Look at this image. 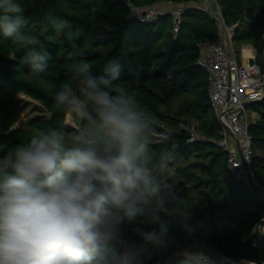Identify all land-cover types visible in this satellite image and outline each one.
<instances>
[{
    "label": "trees",
    "instance_id": "16d2710c",
    "mask_svg": "<svg viewBox=\"0 0 264 264\" xmlns=\"http://www.w3.org/2000/svg\"><path fill=\"white\" fill-rule=\"evenodd\" d=\"M198 0H18L28 21L21 30L33 35L37 51L49 56L48 68L35 76L29 51L0 33V157L26 142L39 129L67 126L66 112L57 107L55 93L72 80L70 66L86 61L93 76L105 75L111 63L121 66L120 82L140 102L155 129L157 150L175 143L170 167L179 204L190 212L189 234L179 217L169 218L167 235L175 246L156 253L144 264H160L187 251L197 264H264V237L258 227L264 218L261 200L231 173L229 152L213 140L223 128L208 95V74L198 63L202 45L218 42L216 21L196 5ZM226 24L232 26L240 60L243 46L254 49L255 61L264 55V0H216ZM183 8L176 22L170 10L140 20L132 11L156 4ZM63 23V27L57 25ZM78 82H74L76 87ZM38 101L50 114L17 124L22 107L17 95ZM251 119L250 166L264 184V99L248 106ZM193 128L202 138L190 139ZM159 231V228H157ZM128 238L143 244L131 232ZM150 250V245H145ZM165 264H189L174 258Z\"/></svg>",
    "mask_w": 264,
    "mask_h": 264
},
{
    "label": "clouds",
    "instance_id": "9594fccd",
    "mask_svg": "<svg viewBox=\"0 0 264 264\" xmlns=\"http://www.w3.org/2000/svg\"><path fill=\"white\" fill-rule=\"evenodd\" d=\"M27 23L18 0H0V33L28 49L39 76L49 56L21 31ZM70 68L72 80L60 85L55 102L72 130L39 129L0 157V264H144L175 246L169 218L195 232L171 180L177 145L153 147L157 133L120 82L118 63L101 76L86 61ZM185 259L197 264L187 251Z\"/></svg>",
    "mask_w": 264,
    "mask_h": 264
},
{
    "label": "built area",
    "instance_id": "2783aa9c",
    "mask_svg": "<svg viewBox=\"0 0 264 264\" xmlns=\"http://www.w3.org/2000/svg\"><path fill=\"white\" fill-rule=\"evenodd\" d=\"M195 5L209 14L218 26L219 41L205 42L198 59V63L207 71L210 103L223 128L222 138L213 141L229 152L231 173L245 180L251 189L254 185L261 194V200H264V184L257 180L250 166L252 147L248 131L251 118L255 116L249 113L248 102L264 97V63L255 61V51L248 58L240 54L239 60L232 26L224 21L216 0H198ZM169 6V9L150 6L145 10L132 7V11L140 20L146 21L170 10L178 22L183 12L182 6ZM189 130L190 139L202 138L192 127Z\"/></svg>",
    "mask_w": 264,
    "mask_h": 264
},
{
    "label": "rangeland",
    "instance_id": "374dc122",
    "mask_svg": "<svg viewBox=\"0 0 264 264\" xmlns=\"http://www.w3.org/2000/svg\"><path fill=\"white\" fill-rule=\"evenodd\" d=\"M160 6L164 7L165 9H169V7H170L169 5H166L164 3L163 4H160V3L156 4L153 7L158 8ZM242 48H244V46ZM17 99H18V102L20 103V105L22 107V114H21L20 120L17 122V124L15 126H17L18 124L26 123L35 117H47L50 115L46 111V109L38 101H36V100L26 96V95L18 94ZM65 122L68 124L73 123L68 114L65 115ZM261 230H264V227L261 226ZM251 264H254V263H251Z\"/></svg>",
    "mask_w": 264,
    "mask_h": 264
},
{
    "label": "water",
    "instance_id": "95a60500",
    "mask_svg": "<svg viewBox=\"0 0 264 264\" xmlns=\"http://www.w3.org/2000/svg\"><path fill=\"white\" fill-rule=\"evenodd\" d=\"M262 99H264V97H262L259 100H253L251 102H248V105H251L253 103L260 102ZM252 190L261 199V194L259 193L258 189L254 185H253ZM262 223H264V218H262V220H261V224ZM258 231L261 234V236L264 237V231L260 230V227H258ZM174 258H185V255H183V254H174V255H171V256L167 257L166 259H164L160 264H165L167 261H169L171 259H174ZM202 259H205V258H196V260H202Z\"/></svg>",
    "mask_w": 264,
    "mask_h": 264
},
{
    "label": "crops",
    "instance_id": "0c3cea01",
    "mask_svg": "<svg viewBox=\"0 0 264 264\" xmlns=\"http://www.w3.org/2000/svg\"><path fill=\"white\" fill-rule=\"evenodd\" d=\"M191 5H195L193 2L192 3H190ZM166 5H169V4H166ZM241 54L243 55V56H245V57H250V56H252L253 54H254V50H253V48L252 47H250V46H248V45H246V46H244V48L241 50ZM262 63H264V57H262Z\"/></svg>",
    "mask_w": 264,
    "mask_h": 264
}]
</instances>
